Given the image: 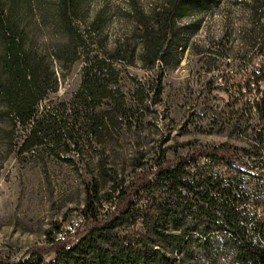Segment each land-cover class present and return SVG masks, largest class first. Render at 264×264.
Here are the masks:
<instances>
[{
	"label": "trees",
	"instance_id": "1",
	"mask_svg": "<svg viewBox=\"0 0 264 264\" xmlns=\"http://www.w3.org/2000/svg\"><path fill=\"white\" fill-rule=\"evenodd\" d=\"M94 1L0 0V142L8 155L66 153V162L84 169L80 211L25 257L0 251V264H264V0H119L115 10L106 1L94 9ZM219 7V34L202 45L194 37ZM110 9L123 24L116 33ZM234 35L246 45L238 86L245 148L189 140L137 148L127 171L104 158L115 131L139 133L162 101L166 70L177 69L186 51L215 55V64ZM138 65L159 73L142 82L129 71ZM78 66L76 92L58 98ZM125 75L136 86L131 94ZM99 147L106 190L82 159ZM73 213L83 223L57 240Z\"/></svg>",
	"mask_w": 264,
	"mask_h": 264
},
{
	"label": "rangeland",
	"instance_id": "2",
	"mask_svg": "<svg viewBox=\"0 0 264 264\" xmlns=\"http://www.w3.org/2000/svg\"><path fill=\"white\" fill-rule=\"evenodd\" d=\"M105 1L111 9L122 7L119 0H95L92 7L98 8ZM236 7L231 9L237 10ZM110 13L109 29L116 33L123 24L117 13L112 10ZM224 13L223 7L214 11L205 19L203 31H198L194 38L202 45H210L219 34ZM234 22L238 23L237 17ZM226 46L227 57L216 59L215 64L212 61L217 58L215 55L206 60L192 50L186 51L177 69L166 70L162 101L151 107L139 133L129 131L123 135V131L117 130L106 143L105 154L100 147L84 153L82 159L90 164L103 190L108 183L99 175L96 165L103 154L110 164L127 171L137 148L149 150L188 140L198 147L225 143L238 148L247 146L249 140L240 127L244 124L245 100L238 95V86L243 84L245 75L244 61L240 58L246 45L240 36L234 35ZM129 71L131 76L148 83L156 78L159 68L147 71L138 65ZM122 83L128 94L136 88L126 75ZM261 85L264 86V82ZM78 86L79 66L60 88L57 97L70 99ZM68 156L60 153L57 157L47 150L31 156L21 154L19 148L8 155L0 142V251L4 254L16 260L25 257L30 248L43 246L48 230L63 222L71 211L82 208L84 169L66 162L63 158ZM256 171L251 170L253 174ZM261 171L264 174V168ZM70 217L75 218V213Z\"/></svg>",
	"mask_w": 264,
	"mask_h": 264
},
{
	"label": "built area",
	"instance_id": "3",
	"mask_svg": "<svg viewBox=\"0 0 264 264\" xmlns=\"http://www.w3.org/2000/svg\"><path fill=\"white\" fill-rule=\"evenodd\" d=\"M84 218L79 216L74 221H69L68 226L66 229L62 230L61 235H57V240H65L70 235H73L76 229L83 223Z\"/></svg>",
	"mask_w": 264,
	"mask_h": 264
},
{
	"label": "bare ground",
	"instance_id": "4",
	"mask_svg": "<svg viewBox=\"0 0 264 264\" xmlns=\"http://www.w3.org/2000/svg\"><path fill=\"white\" fill-rule=\"evenodd\" d=\"M78 217H79V216H78ZM78 217L72 218L70 221H74V220H76ZM67 226H68V224L65 226V228H64V229H66V228H67ZM61 233H62V231L58 232V234H57V235H61Z\"/></svg>",
	"mask_w": 264,
	"mask_h": 264
}]
</instances>
